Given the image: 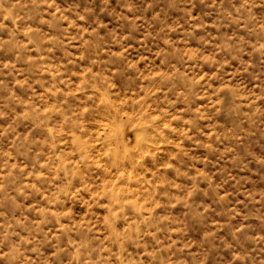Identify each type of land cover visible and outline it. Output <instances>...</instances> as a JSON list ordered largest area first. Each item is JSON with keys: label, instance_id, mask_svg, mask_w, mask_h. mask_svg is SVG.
<instances>
[{"label": "rangeland", "instance_id": "1", "mask_svg": "<svg viewBox=\"0 0 264 264\" xmlns=\"http://www.w3.org/2000/svg\"><path fill=\"white\" fill-rule=\"evenodd\" d=\"M0 264H264V0H0Z\"/></svg>", "mask_w": 264, "mask_h": 264}]
</instances>
